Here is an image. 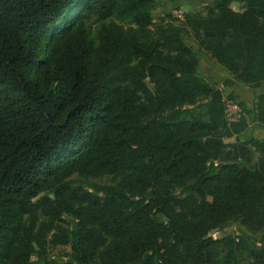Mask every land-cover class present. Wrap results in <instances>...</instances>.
<instances>
[{"label":"trees","instance_id":"1","mask_svg":"<svg viewBox=\"0 0 264 264\" xmlns=\"http://www.w3.org/2000/svg\"><path fill=\"white\" fill-rule=\"evenodd\" d=\"M156 6L0 0V264H244L234 237L209 234L228 221L257 233L246 264H264V139L237 138L246 115L264 127V93L227 119L183 41L230 74L224 87H259L264 0L154 21Z\"/></svg>","mask_w":264,"mask_h":264},{"label":"rangeland","instance_id":"2","mask_svg":"<svg viewBox=\"0 0 264 264\" xmlns=\"http://www.w3.org/2000/svg\"><path fill=\"white\" fill-rule=\"evenodd\" d=\"M214 0H157V6L152 11L154 21H157L160 17L165 14H170L173 17L180 18L184 12H195L201 10L205 5L211 4ZM230 6L234 10H240V5L238 2H232ZM119 22V21H118ZM121 24L127 25L125 22L120 21ZM177 23V22H176ZM183 41L191 47V49L197 54L199 59V64L197 67V73L207 82L214 84L218 89L221 90L223 97L226 101H232L228 99V87H223L222 81L225 77V72L228 73L223 67L218 65L208 53L199 48L190 33H185L183 36ZM264 91V84L261 85ZM234 92L241 98L251 97L252 93L258 92L254 88H250L241 82H237L234 88ZM260 92V91H259ZM235 100V99H234ZM234 103L237 100L233 101ZM255 102V100H254ZM231 112V111H230ZM198 114L202 118H206L205 110H198ZM253 124V121H251ZM252 127V125H251ZM248 136L247 133L241 136L242 138ZM234 138L225 139L226 141H232ZM72 179L80 182L83 186H88L89 183L95 184H111L113 183L110 176L101 177H81L78 175L72 176ZM65 224L70 228H74L75 219L72 216L64 215ZM210 236L213 238H222L225 236H232L239 243V248L237 250V258L239 263H248L250 261L249 251L258 248V243L256 241L257 233L250 232L246 226L235 221H228L219 228L212 230ZM220 255L225 256L227 253L226 247L223 245L219 246ZM69 252V246H56L49 247L48 255L51 259L55 261H61L67 258V253Z\"/></svg>","mask_w":264,"mask_h":264},{"label":"crops","instance_id":"3","mask_svg":"<svg viewBox=\"0 0 264 264\" xmlns=\"http://www.w3.org/2000/svg\"><path fill=\"white\" fill-rule=\"evenodd\" d=\"M230 77V74L229 73H226L225 72V78H228ZM223 79V80H224ZM236 83H233L232 86L228 87V93H232L234 95V99L237 100V101H242L245 103V106L247 109H252L253 107V104H254V100H255V96L258 95V94H261V93H264V91L262 90L261 88V85L257 88H254L256 89L258 92H255V93H252L251 94V97L247 98V100L245 98H241L239 95H237L235 92H234V88L236 86ZM224 87V86H223ZM260 91V92H259ZM246 120H247V123H248V127L243 131L241 132L237 138L239 140H247L249 139L250 137H256V138H259V139H264V127H262L261 125H259L255 119H254V115L253 114H249V115H246ZM251 121H253V124H251ZM252 125V127H251ZM245 133L248 134V136L242 138L241 136L245 135Z\"/></svg>","mask_w":264,"mask_h":264},{"label":"built area","instance_id":"4","mask_svg":"<svg viewBox=\"0 0 264 264\" xmlns=\"http://www.w3.org/2000/svg\"><path fill=\"white\" fill-rule=\"evenodd\" d=\"M231 111V112H230ZM226 117L229 120L237 119L240 115H242L241 108L237 103L233 101H226Z\"/></svg>","mask_w":264,"mask_h":264},{"label":"water","instance_id":"5","mask_svg":"<svg viewBox=\"0 0 264 264\" xmlns=\"http://www.w3.org/2000/svg\"><path fill=\"white\" fill-rule=\"evenodd\" d=\"M50 197H51V198H54L53 194H50Z\"/></svg>","mask_w":264,"mask_h":264}]
</instances>
